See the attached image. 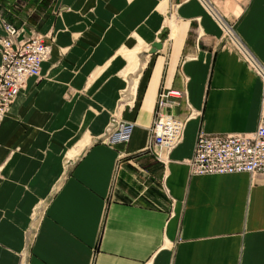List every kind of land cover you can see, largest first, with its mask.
<instances>
[{"label": "crops", "instance_id": "obj_1", "mask_svg": "<svg viewBox=\"0 0 264 264\" xmlns=\"http://www.w3.org/2000/svg\"><path fill=\"white\" fill-rule=\"evenodd\" d=\"M3 23L52 48L0 123V264H264V174L189 166L200 132L259 126L264 0H0ZM164 88L186 130L160 161Z\"/></svg>", "mask_w": 264, "mask_h": 264}, {"label": "built area", "instance_id": "obj_2", "mask_svg": "<svg viewBox=\"0 0 264 264\" xmlns=\"http://www.w3.org/2000/svg\"><path fill=\"white\" fill-rule=\"evenodd\" d=\"M3 27L4 34L0 36V123L28 80L40 77L42 64L51 56V46L44 39L31 36L19 40L23 30L7 23H3ZM260 74L264 77V73ZM182 101H186V96L179 90L164 88L159 93L149 151L160 161H163V152H171L184 138L186 121L173 113ZM134 129L135 124L114 119L103 143L108 146L127 144ZM189 166L191 173L198 176L263 173L264 105L259 126L252 134L208 135L200 132Z\"/></svg>", "mask_w": 264, "mask_h": 264}, {"label": "water", "instance_id": "obj_3", "mask_svg": "<svg viewBox=\"0 0 264 264\" xmlns=\"http://www.w3.org/2000/svg\"><path fill=\"white\" fill-rule=\"evenodd\" d=\"M161 49H162V44H159V43L154 44V45L152 46L151 53L154 54V53H156L158 50H161Z\"/></svg>", "mask_w": 264, "mask_h": 264}, {"label": "bare ground", "instance_id": "obj_4", "mask_svg": "<svg viewBox=\"0 0 264 264\" xmlns=\"http://www.w3.org/2000/svg\"><path fill=\"white\" fill-rule=\"evenodd\" d=\"M48 61V60H47ZM41 76V75H40ZM38 78H40V77H38ZM13 106V105H12ZM10 112V111H9ZM9 112L7 113V115L9 114ZM6 115V116H7ZM6 118V117H5ZM110 146V145H109ZM114 146H116V145H114ZM243 174H247V173H243ZM264 174V173H263ZM193 175V174H192ZM251 175V174H250ZM194 176H198V175H194ZM206 176H209V175H206Z\"/></svg>", "mask_w": 264, "mask_h": 264}, {"label": "rangeland", "instance_id": "obj_5", "mask_svg": "<svg viewBox=\"0 0 264 264\" xmlns=\"http://www.w3.org/2000/svg\"><path fill=\"white\" fill-rule=\"evenodd\" d=\"M215 13V12H214ZM51 46V48H52V45H50ZM182 92V91H181ZM184 93V95L185 96H187V94H186V92H183ZM11 109V108H10ZM10 111V110H9ZM261 118V117H260ZM5 119V118H4ZM260 123V122H259ZM190 172H191V170H190ZM264 173V172H263ZM263 173H259V174H263ZM192 174V173H191Z\"/></svg>", "mask_w": 264, "mask_h": 264}]
</instances>
